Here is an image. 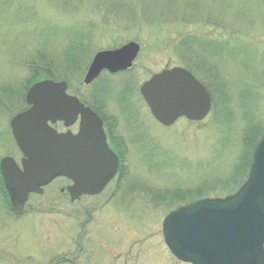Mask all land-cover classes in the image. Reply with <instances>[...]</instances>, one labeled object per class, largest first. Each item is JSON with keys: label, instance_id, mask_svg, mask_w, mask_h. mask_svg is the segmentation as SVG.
Wrapping results in <instances>:
<instances>
[{"label": "rangeland", "instance_id": "1", "mask_svg": "<svg viewBox=\"0 0 264 264\" xmlns=\"http://www.w3.org/2000/svg\"><path fill=\"white\" fill-rule=\"evenodd\" d=\"M78 31L90 52L79 69L68 65L64 73L68 41ZM188 36L216 46L218 59L208 73L219 74L224 85L209 82L216 107L203 121L180 119L164 127L152 116L140 86L154 73L184 66L179 45ZM130 41L141 46L131 70L84 83L97 51ZM39 53L56 76H68L69 93L81 100L97 99L91 93L101 81L108 83L111 91L102 94L108 99L106 113L118 121L120 132L124 118L133 121L134 144L125 155L120 177L125 181L98 197L71 202L61 191L67 181L60 178L43 194L32 195L23 214L14 215L0 193V264H188L169 251L162 222L193 199L195 186L231 174L245 124L259 123L264 130V2L0 0V158L21 157L10 122L27 108L25 95L34 85L27 83ZM118 99H124L125 109ZM177 191L186 199L168 201Z\"/></svg>", "mask_w": 264, "mask_h": 264}, {"label": "water", "instance_id": "2", "mask_svg": "<svg viewBox=\"0 0 264 264\" xmlns=\"http://www.w3.org/2000/svg\"><path fill=\"white\" fill-rule=\"evenodd\" d=\"M140 45L131 41L94 56L85 84L104 70L112 73L132 67ZM65 81L44 79L26 94L30 107L11 120L12 133L23 158L20 167L4 157L0 167L10 204L21 215L31 193L58 177H69L71 201L104 190L116 176L119 159L106 145H83L104 135L102 120L77 96L70 95ZM141 94L154 118L164 126L186 117L202 121L210 113L212 96L206 86L181 66L154 74L141 86ZM80 116L79 133H59L51 123L74 124ZM106 143V142H105ZM166 245L179 260L191 264H264V135L253 151L246 181L225 197H207L170 211L162 223Z\"/></svg>", "mask_w": 264, "mask_h": 264}, {"label": "trees", "instance_id": "3", "mask_svg": "<svg viewBox=\"0 0 264 264\" xmlns=\"http://www.w3.org/2000/svg\"><path fill=\"white\" fill-rule=\"evenodd\" d=\"M262 1L264 2V0ZM81 39L84 38L81 32L78 31L74 33L73 37L68 41L69 54L67 55V60H69L70 63L67 64L66 61L65 66L61 68V70H63L62 72L66 73V70H68L67 68L68 65L71 66L69 68L71 70L75 68L79 69L80 59L85 54L87 55L89 54L90 52L89 43L88 45H85V43ZM78 41L80 42L78 43ZM179 47L183 49L184 52H182V54H184L183 56L186 58V59L184 58V60L182 61L183 65L187 67L189 70H191L196 76L200 74L204 76V79L208 81V83H204V84H206L207 88H209L211 94H213V89L211 88L212 85L210 86L209 84V82L212 83L211 80L217 81L216 83L219 84L220 86L224 85V82L223 83L220 82L221 77L219 74L212 73V77H211V74L208 73L213 71V67L211 68L210 64L213 63L212 62L213 60L218 59L217 56L219 55V51L217 50L216 46H214V44H209L207 43V41L201 40L195 36H188L181 41ZM35 59H37V57ZM44 59H45L44 54L39 53L40 61L33 63V65L35 64V66H33L32 68V74L28 79L27 84L32 85L33 83L44 78H54L58 80L68 79V76L64 74L61 75L58 73V75L56 76V72L53 71V68H51L47 63L42 62ZM202 69L204 70V73H202ZM91 96L93 98L103 97L101 94L95 92H92ZM22 99H24V96ZM215 107H216V102L214 101V108ZM261 128L262 127L259 125V123L254 124L253 122H249L245 124L243 135L241 138L242 149L238 161L233 165L231 174L228 175L225 179L223 178V180L215 181L213 184L205 182L202 185L195 186V190L191 192L193 194L192 196L193 199L191 201L206 197L208 194H215V196L232 194L241 186V184L246 180L247 175L249 173V169L252 161V154L255 145L257 144L261 136L264 134V130ZM0 192L3 195V197L8 200L1 177H0ZM181 197L182 199H186L185 196L183 197L182 192L177 191L172 196H169L168 201H170L171 199H177ZM188 202L190 201H184L182 204Z\"/></svg>", "mask_w": 264, "mask_h": 264}, {"label": "flooded vegetation", "instance_id": "4", "mask_svg": "<svg viewBox=\"0 0 264 264\" xmlns=\"http://www.w3.org/2000/svg\"><path fill=\"white\" fill-rule=\"evenodd\" d=\"M104 73H108L110 75H114V76L116 75L117 76V75H122V73H124V72L110 73L109 71L105 70L102 72V74H104ZM96 82H98V81H96ZM126 83H129V82H126ZM99 84L100 85L98 86L96 93L101 94V95L104 93L106 95L111 91V89L109 87H107L108 83H106V82L104 83L101 81ZM126 86H128V85H126ZM106 97H108V96H106ZM107 100L108 99H103V97L97 98V99H92L90 101L89 100H81L86 106L90 107L101 118L104 135L100 134L101 136H99L98 140H96L95 136H92V137H89V138H87L83 141H80V142L81 143L84 142L83 143L84 146L90 145L91 147L94 145H98V144L103 147V145L107 144V147H109L115 154L118 155L119 161H120V169H119L118 175L107 185V187L105 188L103 193L109 187H111L115 184L117 185V183L125 181L124 179L121 180L120 176H121V173L123 175L122 171L125 170V164H126L125 163V155H129L132 152V148H133V144H134V137H135L134 136L133 121L131 119H128V117L124 118L125 119V121H124L125 131L123 130V132H120L118 121L116 119H114V117H112V116L110 117L107 115V113H106V110L108 111V109L106 107ZM109 102H113V101H108V103ZM114 102H115V100H114ZM121 102H124V99H118L117 103L123 105V103H121ZM122 107L125 109L124 105ZM80 124H81V120H80V116H79L78 120L74 124L70 125L69 127L65 126V123L62 121H57L56 123L52 124V126L55 129H57L58 132H70V133L76 135L79 133ZM105 142H106V144H105ZM19 152L21 153L20 150H19ZM22 156L23 155L21 153V157H20L19 161H17V159H15L17 161V163L19 164V166H21ZM0 176H1V171H0ZM64 179L67 181L66 187L71 186L73 184V181L69 177H64ZM98 196L99 195H94V196L83 195L81 197V199L85 198V197H98Z\"/></svg>", "mask_w": 264, "mask_h": 264}]
</instances>
